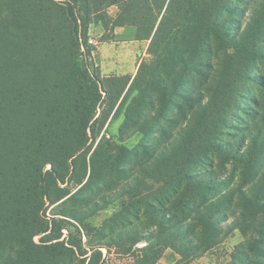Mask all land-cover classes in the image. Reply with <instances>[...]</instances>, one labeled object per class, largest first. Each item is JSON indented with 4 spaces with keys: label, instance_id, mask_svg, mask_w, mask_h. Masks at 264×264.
I'll list each match as a JSON object with an SVG mask.
<instances>
[{
    "label": "trees",
    "instance_id": "obj_1",
    "mask_svg": "<svg viewBox=\"0 0 264 264\" xmlns=\"http://www.w3.org/2000/svg\"><path fill=\"white\" fill-rule=\"evenodd\" d=\"M247 4L0 0V264H106L114 250L135 264H157L168 248L181 261L189 257L188 264L223 241L228 234L221 224L233 213L234 192L217 193L228 182L204 166L215 153L231 152L218 141L230 95L221 88L225 81L210 85L209 73L215 58L219 71L231 70L241 43L229 27L238 26ZM98 23L111 33L134 26L138 40L150 41V59L133 77L139 97L126 123H137L131 111L158 102L162 144L185 130L162 157L146 150V141L138 145L146 152L120 144L116 155V144L98 140L108 115L107 78L92 69L97 47L89 42L90 26ZM131 77L122 78L128 83ZM147 119L136 128L123 126L121 141L136 132L148 139ZM168 124L175 129L169 132ZM129 153L147 170L136 184ZM116 180L124 181L118 187L128 201L99 228L86 223L96 211L69 207L90 201L83 192L95 195L94 186ZM68 219L77 222L75 232L63 224Z\"/></svg>",
    "mask_w": 264,
    "mask_h": 264
},
{
    "label": "rangeland",
    "instance_id": "obj_2",
    "mask_svg": "<svg viewBox=\"0 0 264 264\" xmlns=\"http://www.w3.org/2000/svg\"><path fill=\"white\" fill-rule=\"evenodd\" d=\"M247 2V9L239 18L241 19L239 27H229L230 32L235 33L237 41L241 43L237 57L232 58L231 70L219 71L221 61L215 58L214 69L209 73L210 85L213 88H217L219 81L223 80L226 85L221 88L227 90L228 95H232L226 98L230 104L223 114L224 121L218 136V141L220 138L222 142H227L231 152L224 155L215 153L204 167L216 169L220 177L228 182L221 189H217V193L232 189L235 196L234 209L229 218L221 224L224 233L228 234L223 241L202 256L194 260L190 259L188 264H213V260L214 264H264V0H247ZM117 12L116 6L109 8L110 15L115 16ZM89 38L97 47L94 54L96 63L92 69L95 68V71L99 69L101 77L107 78L105 88L108 91L106 94L108 115L98 140L103 138L105 142L116 144V155L120 153V144H125L129 151L137 152V150L142 151L138 145L145 141L148 145L146 150L156 151L155 158L162 157L167 151V145L171 146L168 147L166 154L170 152V148L178 142L181 131L184 133L185 130L184 127L177 129L179 136L174 140L166 137L162 144V133H156L161 129L159 126H162L161 107L158 102H155L154 106L142 104L140 115H138L139 111L135 113L131 111L130 115L135 121L137 119V123H126V116L130 109L136 110V99L139 97L137 86L132 85L133 77L137 74L140 65L150 59L148 54L150 41L138 40L134 26L117 27L111 33L105 31L101 23L90 26ZM234 51L233 49L232 52ZM217 55L222 56L223 49H217ZM228 59L229 57L227 62ZM125 75L132 76L128 83L122 78ZM150 98L153 97L150 95ZM175 113L177 116L178 112ZM145 117H148L146 124L151 131L148 139L143 138V133L136 132L131 138L122 142L121 128L126 124L132 128L139 127L140 121L144 122ZM173 129L175 128L170 124L167 125L169 132ZM156 140L161 143L160 146L156 144ZM95 148L96 145L92 147L90 154ZM232 153L236 154L237 158H229ZM133 157L131 153L127 156L135 165L127 167L130 165L128 161L125 167L128 170L135 168L133 173L129 171V175L136 184L138 176L143 178L147 170L146 167L143 169L138 158L134 160ZM119 165L115 161V167ZM123 183L122 180L110 181L108 184L101 182L93 187L97 190L95 195L90 191L81 194L82 199L91 198L89 202L69 203V207L77 206L82 209V214L96 211L86 223L99 228L123 207L124 202L128 201L127 196L121 195L124 189L118 187ZM97 207L101 209L98 210ZM63 224L68 230L76 231L75 220L68 219ZM67 229L65 233H68ZM39 238L40 236H36L35 240L38 241ZM138 245H144V241ZM103 251L107 253L106 249ZM172 260L171 255H163L157 264H170ZM186 260H189V257L173 264H186ZM106 264H135V261L133 257L118 255L114 250Z\"/></svg>",
    "mask_w": 264,
    "mask_h": 264
},
{
    "label": "crops",
    "instance_id": "obj_3",
    "mask_svg": "<svg viewBox=\"0 0 264 264\" xmlns=\"http://www.w3.org/2000/svg\"><path fill=\"white\" fill-rule=\"evenodd\" d=\"M100 50H101V48H100ZM117 52V51H116ZM115 53V52H114ZM164 256L165 255H167V256H169V255H171L172 257H173V260L172 261H170V264H173V263H175V262H179L180 261V258H181V256L176 252V251H174L172 248H168V249H166L165 250V254H163ZM163 257V256H162ZM213 264H214V260H213V262H212Z\"/></svg>",
    "mask_w": 264,
    "mask_h": 264
},
{
    "label": "built area",
    "instance_id": "obj_4",
    "mask_svg": "<svg viewBox=\"0 0 264 264\" xmlns=\"http://www.w3.org/2000/svg\"><path fill=\"white\" fill-rule=\"evenodd\" d=\"M89 42L92 44L93 43V40L90 38Z\"/></svg>",
    "mask_w": 264,
    "mask_h": 264
}]
</instances>
